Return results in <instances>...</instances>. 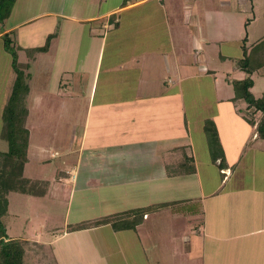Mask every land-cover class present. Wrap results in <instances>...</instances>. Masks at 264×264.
<instances>
[{"label": "rangeland", "instance_id": "1", "mask_svg": "<svg viewBox=\"0 0 264 264\" xmlns=\"http://www.w3.org/2000/svg\"><path fill=\"white\" fill-rule=\"evenodd\" d=\"M43 1L40 2L39 0L36 4L35 0H20L11 22L38 13L44 8H47L46 10L49 12H61L67 15L77 14V0H47L46 4ZM222 1L227 2L221 3ZM115 2L117 0H114ZM180 14L190 24L189 27L186 25L181 28V30L186 28V31L182 33L183 35L194 32L196 28H200V25L207 32H212L213 25H215L213 19L219 18L222 14L226 16L227 20H230L232 28L228 26L227 33L224 34L228 36L224 39H215L216 43H212V48L209 49L211 52H206L208 58L205 61L203 55L198 56L200 64L199 66L194 65V75L187 78L185 76L184 79L178 80V86L174 87V92L180 91V94L183 95L182 105L185 110L186 123L184 124L181 119V125H186L185 129L188 133L181 136L182 141L179 142L181 145H188L193 150L204 192L206 196L210 197L206 204H203L197 188L190 189V193L195 196L192 201L196 203L195 208L203 212L204 206L208 210V214H204L202 217H192L190 222L194 224L206 220L209 223L236 225L238 218L242 217L239 216V213L245 212L251 219L259 217V221L264 225V194L257 198H254L252 194L255 190H262L264 193V184H262L264 182L262 176L264 164L261 162L262 160L259 161L260 167L255 176L248 169L247 166L249 165H245L246 169H243L242 166L239 167V171L225 185L226 193H229L228 196L225 199L219 198L216 196L221 191L222 177L219 173L218 162L214 161L209 145V133H213L215 127L221 147L224 154L227 155V158L225 156L226 161L228 159L230 161L234 158L235 151L245 136L244 128L238 127L239 123L245 125L244 118L239 112L241 109L236 108L234 104L232 106V103H225L226 101L222 103L220 99L223 96L234 94L233 85L227 79L241 80L247 77L246 73L233 68L234 60L235 57L242 55L240 48L242 39L248 37L246 39L248 44H252L264 38V0H199L196 6L193 4L181 6ZM207 15L211 17L209 22H206L210 19ZM73 26L74 24L69 22L68 30L63 32V35L58 27L54 30L50 28V25H45L43 29L37 30L38 33L47 32L43 35L39 33V37H36V46L40 42L41 47H43L52 34L58 38L49 55L39 53L35 55L34 60H31L26 52L32 48L27 46L31 45L28 44L27 39H22L24 30L27 28L15 33L18 36L17 46L24 47L18 52L19 62L30 63V68L25 72L31 75L29 80L30 92L27 97L30 114L26 121V126L31 135L24 176H30L35 181L37 179L41 181L36 189L40 193L46 189L55 188L54 184L59 178L57 175L59 171L72 173L74 167L72 161L79 155L75 145L84 128V114L88 105V99H83V90L81 89L86 87V91L89 90V83L84 82V76L79 78V82L76 80L82 74L86 62H90L92 58L84 63L85 54H83L82 49H86L87 45L82 38L80 41L81 48L77 47L79 36L76 31L77 28L75 29ZM49 33L52 34L49 35ZM42 36H44L43 39H41ZM19 38L21 41L18 40ZM59 38L61 42L58 40ZM68 41L71 42L72 48ZM219 41L222 42L219 43ZM185 49L188 48L185 47ZM217 52L226 55L228 57L227 62L219 61ZM7 54L8 52L4 49L3 56L6 59L10 57V54L8 56ZM193 58L194 54H191L190 62H194ZM59 66H62V70H68L63 76V83L69 85L71 91L70 94L67 93V97H54L49 92L53 86L55 72L60 69ZM212 71H217L216 80L212 76ZM183 74L186 73L183 71L181 75ZM61 79L62 77H59V80ZM252 79L254 86L251 92L256 99H259L264 96V67L253 74ZM8 88L12 90L11 85ZM9 92L11 91H8L7 95L0 94V132L3 123L2 109L9 98ZM236 104L241 105L238 107L244 108L245 106L240 102ZM233 107L241 116L240 118L235 117L232 111H229ZM237 128H239V133L236 131ZM256 138L257 135L251 142H254ZM257 143V147H264L263 140L258 139ZM6 144V141L0 139V148L5 147ZM249 145L250 148L253 146ZM154 150L152 146H149L143 154L150 157ZM186 153H190V149ZM95 154L102 155L104 153L98 150L95 151ZM84 157L91 160L93 151H87ZM107 165L103 164L102 168H107ZM79 167L81 173L77 188H79L78 192L80 193H75L73 202H70V208H73L71 215H66L67 209L69 210L66 197L69 198L70 191L74 188L71 183L64 182L65 186H60V189H65L58 196L60 198L59 204H56L55 200L48 202V200L43 199L34 200V197L24 194H10L9 200L13 202L11 208L25 212V215H28L29 207L25 201L28 199L33 201L30 207L32 206V211L35 209V212L31 214L32 220L29 221L30 227L27 230V235H25V238L29 239L24 238L21 222H18L15 217H11L9 225L7 222L9 235L12 238L25 239L24 246L31 256L30 261H28L29 264H148L146 258L150 259V256L154 255L155 252H159V259L161 260L153 261L152 264H264V259L257 258L238 244L233 248L226 245L223 251L227 252L228 256L219 253L216 257H210L204 253V247L197 242L199 238L190 226L187 229L183 228L182 231H167V235H163V245L161 244V234H164L165 231L155 228L151 231L154 225H158L156 217L150 218L146 221L147 224L140 227L139 235L145 237L144 242H141V238L133 232L136 230L117 233L109 227L110 225L71 233L69 236L63 237L62 234H65L64 230L68 225L100 219L111 212L127 211L149 202V197L141 196L140 191L143 188L139 185V191L135 192L132 197H129L125 186L120 190L119 199L108 201L103 206L99 205L95 196L99 194L100 190L93 186L92 179V175L95 173L86 162L85 165H79ZM247 198H249L248 201ZM105 206H109V209ZM12 213L16 212L13 211ZM163 213L165 214L162 215L169 213V217L175 216L168 210ZM221 216L223 218L219 219ZM159 242V248L152 246V244ZM210 242L215 244L213 241ZM212 243H206L209 250L214 248ZM179 249L186 252L185 256H173Z\"/></svg>", "mask_w": 264, "mask_h": 264}, {"label": "crops", "instance_id": "2", "mask_svg": "<svg viewBox=\"0 0 264 264\" xmlns=\"http://www.w3.org/2000/svg\"><path fill=\"white\" fill-rule=\"evenodd\" d=\"M35 1L36 4L39 2V0ZM198 1L117 0L114 3V0H77L76 15L49 12L46 10L47 8H44L38 13L11 22L20 0L16 3L11 16L0 25V94L7 95L8 91H11L8 87L10 85L12 87L15 79L11 56L7 59L3 56L2 37L6 33L10 34L17 45L18 36L15 33L27 28L24 30L22 39L28 40V44L31 46L27 47L37 48L41 47V44L39 42L36 46V37H39V33L43 35L47 32L38 33L37 30L43 29L45 25H50V28L54 30L58 27L63 35V32L68 30L69 22H72L74 24L73 28H77L76 31L79 36L77 47L81 46L80 41L82 38H84L87 45L86 49H82L83 54H85L84 63L92 58L90 62H86L82 74L76 80L79 82V78L81 79L84 76V82L89 83V90L86 91V87L81 89L83 90V99H88V105L84 114V128L75 145L79 155L72 161L73 172L59 171L57 173L59 176L57 181L59 182L56 181L55 188L50 187L51 189H48L45 195H24L34 197V200L43 199L48 200V202L49 200H55L56 204H59L60 198L58 196L65 189H60V186H65L64 182L71 183L74 188L70 191L69 198L66 197L67 203H69V210L67 209L66 215H71L73 208H70V202H73L75 193L79 189L77 188L81 173L79 165L83 166L86 162L95 173L92 175V179L93 186L100 190L99 194L95 196L99 205L103 206L108 201L119 199L120 190L125 186L129 197H132L135 192L139 191V185L143 188L140 191L141 196L149 197V202L136 208L182 202L181 208L175 211L168 208L148 215L136 231H133L141 238V242H144L145 237L139 235L140 227L147 224L146 221L150 218L156 217L158 225H154L151 231L154 228L165 231L164 234H161V244L164 243L163 235H167V231H182L183 228L187 229L190 226L199 238L197 242L204 247V253L210 257H216L219 253L228 256V253L223 251L226 245L233 248L238 244L244 250L263 260L264 225L259 221V217L251 219L247 213H239V216L242 217L238 218L236 225L209 223L206 220L194 224L190 222L192 217H202L204 214H208V210L204 206L203 212L195 208L196 203L192 202L195 196L190 193V189L197 188L199 198L203 204H206L207 199L210 197L206 196L204 192L193 150L188 145H181L179 142L182 141L181 136L188 133L185 129L186 125H184L186 122L185 110L182 105L183 95L180 94V91L174 92V87L178 86V80L184 79L185 76L187 78L194 75V65L199 66L200 64L198 56L203 55L205 61L208 58L206 52H211L209 49L212 48V43H216L215 39H224L228 36L224 34L227 33L228 26H230V20H227L226 16L222 14L219 18L213 19L215 25H213L212 32H207L200 25V28H196L194 32L183 35L182 33L186 31V28L184 30H181V28L186 25L189 27L190 24L180 14V7L186 4L196 6ZM43 2L46 4L47 0ZM224 2L227 1L221 3ZM207 16L210 19L206 22H209L211 17L210 15ZM42 23L44 24L41 25ZM43 38L44 36L41 37V39ZM57 38L58 36L52 40L51 49L46 53H41L42 55L50 54ZM18 40L21 41V38ZM259 41L257 40L252 44L247 42V46ZM242 43L243 39L240 43L242 55L235 57L233 66L235 70L239 71L241 70L236 66V59L243 57ZM68 44L72 48L71 42L68 41ZM19 47L24 48L20 45ZM185 47L188 49H185ZM71 51L73 52V49ZM69 53L71 52L69 51ZM191 54H194V62L189 60ZM217 54L219 61L227 62L228 57L226 55L221 54V52H217ZM59 68L55 72L53 86H51L49 92L54 97H67V93L70 94L71 91L69 85L63 83V76L68 70H62V66H59ZM183 71L186 74L181 75ZM216 72L212 71L215 80L217 79ZM88 74L90 76H87ZM59 77H62V79L59 80ZM233 97L234 94L223 96L220 102L224 103L226 101L225 103H232V106L234 104L236 108H243L238 107L241 105L232 102ZM229 111H232L235 117H241L234 107ZM181 119L184 122L183 126L181 125ZM243 121L246 126L239 123L238 127L244 128L245 136L243 141L241 140L239 143L234 158L226 161L228 168L219 169L222 183L221 191L216 197L225 199L228 196L229 193H226L225 185L239 171V167L242 166L243 169H246L245 165H249L247 166L248 169L255 176L260 167L259 161L262 160L261 162L264 164V147H257L258 138L251 142L256 137V134L254 135L255 127L249 125L244 119ZM236 131L239 133V128ZM249 144L253 146L250 148ZM149 146L155 149L154 153L151 151L153 154L150 157L143 154ZM188 149H190V153H186ZM98 150L103 151L104 154H95V151ZM87 151H93L91 160L84 157ZM184 153L194 158L196 173L182 176L169 175L168 167L178 165L182 161ZM225 156L227 158V155ZM217 162V165H219L221 160ZM103 164L108 167L103 169ZM262 169L264 172L263 166ZM72 174H75L74 177H72ZM262 176L264 177V173ZM26 178L33 179L30 176ZM12 193L23 195V193L18 192ZM252 194L254 198H257L264 193L262 190H255ZM9 197L11 196L9 195ZM249 198H247V201ZM25 202L29 206L28 215H25V212L16 211L15 208L12 209L13 202L9 200L8 216V225L11 217H15L18 222H21L24 238L30 227L31 214L35 212V209L32 211V206L30 207L33 201L28 199ZM219 206H221L220 203ZM105 207L109 209V206ZM167 210L175 216L169 217V213L162 215ZM189 210H193L194 214L188 212ZM13 211L16 213H12ZM114 213L119 212H111L107 215ZM222 218L223 216L219 217V219ZM186 221L188 223H184ZM128 231L132 232L131 230ZM70 234L65 233L62 235L66 237ZM9 237L12 238L10 235ZM25 239L22 240L25 241ZM209 240L215 242V244ZM207 242L214 244V248L209 250L206 245ZM159 244L160 242L158 244L154 243L152 246L159 248ZM176 252L173 256L181 257L186 254L181 249ZM160 260L159 252L151 255L150 259L146 258L148 264Z\"/></svg>", "mask_w": 264, "mask_h": 264}, {"label": "trees", "instance_id": "3", "mask_svg": "<svg viewBox=\"0 0 264 264\" xmlns=\"http://www.w3.org/2000/svg\"><path fill=\"white\" fill-rule=\"evenodd\" d=\"M17 1L0 0V25L11 16ZM55 37L53 34L50 35L43 47L26 50L31 60L35 59L36 54L48 52ZM246 39H243L242 43L243 57L236 59V66L246 73L247 77L241 80H228L234 88L232 101L245 105L239 112L249 125L255 127L257 138L264 141V96L256 99L251 92L254 86L252 75L264 67V38L250 46H247ZM2 40L5 51L12 58L11 65L15 79L2 111L3 123L0 132V139L7 142L5 147L0 148V264H29L31 256L24 246L25 241L10 238L8 235L9 195L12 192H18L40 196L45 195L47 189L40 193L36 189L41 181L28 179L24 176L31 135L26 126L29 116L27 97L30 92L31 75L25 72L30 68V63L19 62L18 52L22 48L15 45L10 34H4ZM213 130V133H209L212 157L215 162L221 160L218 167L220 170H224L228 168L225 154L219 142L217 129L214 127ZM167 170L169 175L173 176L194 174L196 173L195 160L184 153L182 161L178 165L169 166ZM181 204L182 202L179 201L130 209L100 219L68 225L64 233L80 232L105 225H110L115 232L136 230L144 222L146 216L168 208L175 211L181 208ZM188 212L194 214L193 210Z\"/></svg>", "mask_w": 264, "mask_h": 264}]
</instances>
